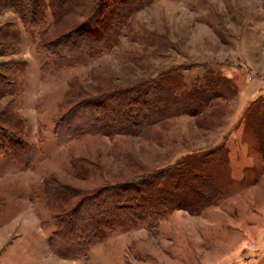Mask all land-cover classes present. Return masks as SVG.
Returning <instances> with one entry per match:
<instances>
[{
    "label": "rangeland",
    "instance_id": "1",
    "mask_svg": "<svg viewBox=\"0 0 264 264\" xmlns=\"http://www.w3.org/2000/svg\"><path fill=\"white\" fill-rule=\"evenodd\" d=\"M94 1L58 9L62 0H43L41 31L26 25L17 0H0V114L8 122H0V135L23 143L12 150L18 158L0 153V233L13 232L0 264H220L223 257L237 264L232 257L244 245L239 262L264 264V132L255 126V135L247 122L264 115V0H142L114 44L86 63L59 64L54 50L74 57L72 45L106 29L112 0L92 9ZM174 71L188 88L204 76L222 78L217 95L225 97L212 98L197 118L174 116L137 135L58 141L65 113L91 112L88 104L80 109L82 99ZM238 114L245 135L219 144ZM195 158L212 163L222 188L202 214L177 210L157 224L117 230L79 259L50 249L55 218L65 219L80 198L57 200L50 185L93 190Z\"/></svg>",
    "mask_w": 264,
    "mask_h": 264
},
{
    "label": "trees",
    "instance_id": "2",
    "mask_svg": "<svg viewBox=\"0 0 264 264\" xmlns=\"http://www.w3.org/2000/svg\"><path fill=\"white\" fill-rule=\"evenodd\" d=\"M141 1L112 0L111 7L107 8L112 11L106 29L72 45L78 49L74 57L67 59L65 54L59 55L54 50L53 54L60 57L57 62L60 64L66 61L64 66L86 63L106 47H110L120 35L123 21ZM98 2H93L92 9L97 7ZM68 4H71V0H62L58 9ZM15 6L26 25L39 30L44 28L41 17L43 0H17ZM58 9H55V13L59 17L61 11ZM93 23L95 22H90L92 26ZM65 38L56 40L61 45L67 40ZM62 47L68 46L62 44ZM175 73L176 71L142 81L130 88L118 89L113 94L104 93L82 99L80 109L83 104H88L91 112L81 116H71L72 111L65 113L55 129L58 141L62 143L89 134L137 135L146 125L162 123L174 116L185 114L199 117L212 106L213 99L225 97L217 95L223 83L218 80L220 77L216 78V82L214 76H204L202 82L195 81L188 88L182 77ZM76 111L77 109L74 113ZM4 117L5 114H0V122L8 123ZM76 117L85 118L77 122ZM250 118L247 122L255 130V135L259 134L255 126H258L259 132H264V115L257 119L256 116ZM258 141V147L264 153V139L259 138ZM18 146H23V143L12 142L10 136L8 139L6 136L1 138L0 135V153L13 152ZM13 154L18 158L17 152ZM211 165L210 161L204 159H190L176 166L93 190H82L64 184L50 185L49 193L57 200L80 197L65 213V219L55 218V230L49 236L50 249L59 257L79 259L117 230L124 232L145 223L157 224L177 210H185L190 215L202 214L221 198L222 188L209 171Z\"/></svg>",
    "mask_w": 264,
    "mask_h": 264
},
{
    "label": "crops",
    "instance_id": "3",
    "mask_svg": "<svg viewBox=\"0 0 264 264\" xmlns=\"http://www.w3.org/2000/svg\"><path fill=\"white\" fill-rule=\"evenodd\" d=\"M239 116H237V122L235 120V125H234V130L232 133H229L230 129L228 130V132L224 133L225 135L222 136V141L219 142V144L221 145H224L226 144L229 140H231L233 137L240 140L241 139V136L245 135V129H243V123H244V118H240V114H238ZM180 117H185V115H181ZM195 117V116H193ZM197 118V117H196ZM195 118V119H196ZM241 119H242V122H241ZM198 127V126H197ZM209 127L205 128V130H209L208 129ZM228 135V136H227ZM228 139V141H227ZM262 196V195H260ZM262 199V197L260 198ZM13 235V232H9L8 234L6 232H1L0 233V253L2 252V249L3 247L7 244L8 245V240L9 238ZM247 236V235H246ZM260 237V236H259ZM246 241V240H245ZM243 241V242H245ZM242 242V244H243ZM245 248V245L243 246L242 249H239L238 250V253H236L235 255H233L232 259H237V264H250L251 262H248V261H240L242 259V256H241V253L243 252L242 250ZM230 259V258H229ZM230 260H228L226 257L224 258H220L218 260V262L221 264V263H224V264H227ZM247 262V263H246Z\"/></svg>",
    "mask_w": 264,
    "mask_h": 264
}]
</instances>
